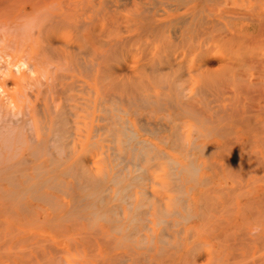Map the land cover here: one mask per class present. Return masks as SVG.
I'll return each instance as SVG.
<instances>
[{
    "label": "rangeland",
    "instance_id": "rangeland-1",
    "mask_svg": "<svg viewBox=\"0 0 264 264\" xmlns=\"http://www.w3.org/2000/svg\"><path fill=\"white\" fill-rule=\"evenodd\" d=\"M104 4L118 81L85 49L0 142V264H264V0H79V21Z\"/></svg>",
    "mask_w": 264,
    "mask_h": 264
},
{
    "label": "bare ground",
    "instance_id": "bare-ground-1",
    "mask_svg": "<svg viewBox=\"0 0 264 264\" xmlns=\"http://www.w3.org/2000/svg\"><path fill=\"white\" fill-rule=\"evenodd\" d=\"M105 4L92 9L88 19L79 21V0H0V142L2 144L8 145L12 141L25 138V132H28L30 127L34 126L31 119L36 111L31 105V99L27 91H36L43 83H45L44 85H51L53 80L66 77V73L76 74L78 70L77 74H79V53H83L85 49L91 54L98 55V57L95 56L91 60L88 59L87 64L82 60L88 70H93V77L90 80L100 82L118 81L115 72L119 63L118 60H115V55L122 48L123 40L112 42L114 38L111 36L110 24L113 23V19ZM79 23H82L81 28L83 30L81 34H79ZM100 27L106 28L104 31L107 33L103 37L97 35ZM96 45L107 47L109 51L104 50L98 53L99 49L96 50ZM75 78L77 77L75 76ZM8 82L15 87L11 92L6 89ZM174 88L173 93L179 95V87ZM61 105L63 106L62 103ZM74 109V114L79 117V107L76 106ZM54 123L57 126L62 125L59 120ZM50 142L60 152L63 151L66 139L61 129L58 128L57 131L53 132ZM95 234H97L96 231ZM83 238H86V235ZM25 239L22 238L23 241ZM100 239L98 238V241ZM109 240L111 241V239L106 241L110 244ZM103 242L101 240V243ZM46 254L41 253L40 257L28 258L24 261L20 260V262L22 264H58L51 254Z\"/></svg>",
    "mask_w": 264,
    "mask_h": 264
}]
</instances>
